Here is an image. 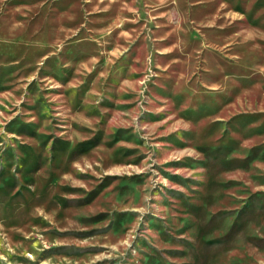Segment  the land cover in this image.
<instances>
[{"label": "rangeland", "instance_id": "374dc122", "mask_svg": "<svg viewBox=\"0 0 264 264\" xmlns=\"http://www.w3.org/2000/svg\"><path fill=\"white\" fill-rule=\"evenodd\" d=\"M0 264H264V0H0Z\"/></svg>", "mask_w": 264, "mask_h": 264}]
</instances>
